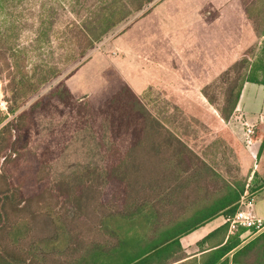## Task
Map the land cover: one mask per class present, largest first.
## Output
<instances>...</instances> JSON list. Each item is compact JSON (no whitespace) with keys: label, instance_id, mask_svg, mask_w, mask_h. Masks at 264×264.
I'll return each instance as SVG.
<instances>
[{"label":"trees","instance_id":"trees-1","mask_svg":"<svg viewBox=\"0 0 264 264\" xmlns=\"http://www.w3.org/2000/svg\"><path fill=\"white\" fill-rule=\"evenodd\" d=\"M155 1L73 0L76 20L66 26L72 62ZM240 2L259 45L201 89L217 112L216 124L230 120L245 83L264 86V0ZM2 50L9 60L15 57L16 49L0 37ZM56 78L51 70L36 78L20 68L10 70L11 99L7 113L0 110V264H174L183 256L181 238L219 214L227 220L234 216L245 181L227 128H217L207 148L219 159H208L175 126L177 107L169 114L166 104L153 115L112 68L102 73L105 89L90 99L76 102L59 83L16 114ZM218 81L225 83L218 87L220 102L214 99ZM50 110L59 119L69 114L61 128L76 129L78 137L89 132L97 167L60 172L51 180L48 165L59 155L54 149L60 140L53 130L33 139L40 136L38 119ZM8 115L15 116L7 121ZM116 185L119 194L112 191ZM225 229L233 234L229 240L246 231L230 230L228 221ZM236 243L214 250L205 264H219Z\"/></svg>","mask_w":264,"mask_h":264},{"label":"rangeland","instance_id":"rangeland-1","mask_svg":"<svg viewBox=\"0 0 264 264\" xmlns=\"http://www.w3.org/2000/svg\"><path fill=\"white\" fill-rule=\"evenodd\" d=\"M72 5L73 0L2 2L1 42H8L16 52L11 60L8 53L3 50L0 53V110L8 111L9 74L13 68L23 69L35 78L42 71L57 74L56 79L23 104L16 114L59 83L68 87L76 102L90 99L105 89L102 73L112 68L153 115L158 110L162 113L163 105L170 107L169 114L173 113L172 107H177L180 112L174 113V124L180 128L178 131L187 135L189 145L196 152L218 160L219 156H210L212 152L207 148L215 139L217 128L224 126L214 122L217 112L202 96L201 89L240 60L254 44L259 45L240 0H156L75 63L72 62L75 51L68 42L66 29L76 20L71 13ZM222 83L218 81L215 86L214 99L218 102L222 94L218 87L225 84ZM50 113L47 118L38 119L36 130L40 136L34 135L33 139L36 142L53 130L60 140L54 149L59 150V155L48 165L51 180L56 181L60 172L71 174L80 172L86 165L97 167L98 158L92 150L96 142L89 138V132L83 131L78 137L76 129L61 128L68 122L69 114L59 119L54 114L56 111L50 110ZM187 114L195 115L196 119ZM15 115H8L7 121ZM103 143L112 147L106 139ZM113 190L114 194L120 193L117 185Z\"/></svg>","mask_w":264,"mask_h":264},{"label":"crops","instance_id":"crops-1","mask_svg":"<svg viewBox=\"0 0 264 264\" xmlns=\"http://www.w3.org/2000/svg\"><path fill=\"white\" fill-rule=\"evenodd\" d=\"M243 124L254 126L249 145L242 136ZM223 126L229 127L239 175L245 181L243 196L253 200L254 214L264 218V86L245 83L235 112ZM226 222L225 216L219 214L181 238L183 256L174 264H205L214 250L228 242L237 243L221 257L219 264H264V233L250 237L244 230L229 240L233 234L226 232Z\"/></svg>","mask_w":264,"mask_h":264},{"label":"built area","instance_id":"built-area-1","mask_svg":"<svg viewBox=\"0 0 264 264\" xmlns=\"http://www.w3.org/2000/svg\"><path fill=\"white\" fill-rule=\"evenodd\" d=\"M253 135L254 126L243 124L242 136L247 145L250 144ZM227 221L230 224V230L244 228L248 231L250 237L264 232V218L257 217L254 214L253 200L247 196L241 198L236 213Z\"/></svg>","mask_w":264,"mask_h":264}]
</instances>
